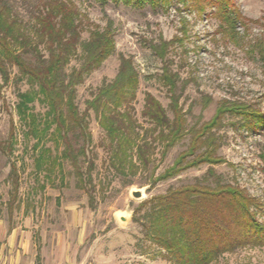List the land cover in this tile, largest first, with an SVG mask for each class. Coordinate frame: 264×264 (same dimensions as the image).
I'll use <instances>...</instances> for the list:
<instances>
[{"label":"rangeland","instance_id":"374dc122","mask_svg":"<svg viewBox=\"0 0 264 264\" xmlns=\"http://www.w3.org/2000/svg\"><path fill=\"white\" fill-rule=\"evenodd\" d=\"M69 1L84 15L88 28L104 29L112 21L116 45L115 54L77 87L75 105L81 115L98 89L115 79L120 55L131 59L139 73L130 110L141 134L153 127L142 117L148 94L171 119L175 96L188 128L209 122L222 103L243 104L264 114V0H233L240 17L234 26L235 37L229 34L215 0H204L202 11L192 0H172L157 10L111 2L102 7L95 0ZM40 3L0 0V6H7L29 29ZM88 37L85 31L82 40ZM163 42L170 44L161 58L153 46ZM78 65L74 59L70 68ZM10 74L9 84L0 93V142L8 139L11 125L16 142L12 155L0 151V264H173L132 221L148 211L140 204L197 182L215 187L216 179L238 184L255 197L262 208L258 218L264 223V128L252 132L242 127L240 116L226 114L217 132V156L225 160L223 164L201 165L152 187V177L164 173L187 150L190 136L163 159L157 146L147 168L121 174L110 164L106 132L96 114L88 110L89 143L80 131L69 135L75 167L63 156L65 143L55 126L46 127V107L37 101L29 106L37 117L38 136L28 134L30 127L19 119L16 105L18 94L29 91V86L16 68ZM166 74L176 75L175 91L170 90ZM52 161H56L54 166ZM133 190L143 191L144 198L135 200ZM215 264H264V246L239 249Z\"/></svg>","mask_w":264,"mask_h":264},{"label":"trees","instance_id":"16d2710c","mask_svg":"<svg viewBox=\"0 0 264 264\" xmlns=\"http://www.w3.org/2000/svg\"><path fill=\"white\" fill-rule=\"evenodd\" d=\"M95 1L102 7L111 2L138 8L150 6L157 10L172 0ZM192 1L199 11L203 10L201 5L204 0ZM215 5L230 28L229 34L235 37L234 26L240 17L233 0H215ZM83 16L69 0H41L29 29L14 17L7 6H0V93L11 80L10 70L16 68L21 80H25L29 86V91L17 96L19 119L30 127L28 134L37 137L39 124L29 104L37 101L44 105L45 124H49L46 127L55 126L59 139L65 143L63 156L71 159L75 167L77 160L69 135L76 136L80 131L86 143H89L91 136L85 121L88 110L96 114L106 132L110 164L121 174L127 170L133 172L139 167L147 168L157 146L161 148L163 159L171 148L190 136L187 150L164 173L152 177V187L201 165L223 164L225 160L217 156L220 148L217 132L223 128L226 114L240 116L242 127L252 132L264 128V114L239 103H222L209 122L188 128L187 119L175 96H172L170 105L171 119L161 103L148 94L142 117L153 127L141 134L130 110L136 99L139 73L133 61L123 55H120L115 79L98 89L87 103L88 110L81 115L75 105L77 87L116 52L112 21L104 29L93 25L88 28ZM85 31L89 37L83 41ZM169 44L163 42L153 46V49L163 58ZM74 59L79 60V65L70 68ZM176 79V75L165 76L172 91L176 90ZM15 137V128L11 125L8 139L0 142V151L12 155ZM134 157L136 163L133 162ZM52 162L54 166L56 161ZM209 174L214 176L212 169H209ZM12 176L16 186L14 167ZM215 183V187L197 182L169 189L163 195L143 201L140 206L148 208V211L132 221L142 227L143 232L173 264H215L222 256L239 249L263 247L264 223L258 218L262 211L259 201L238 184H222L219 179Z\"/></svg>","mask_w":264,"mask_h":264},{"label":"water","instance_id":"95a60500","mask_svg":"<svg viewBox=\"0 0 264 264\" xmlns=\"http://www.w3.org/2000/svg\"><path fill=\"white\" fill-rule=\"evenodd\" d=\"M131 196L135 199V200H142L144 198V192L143 191H132L131 192ZM122 221H126L125 217H121Z\"/></svg>","mask_w":264,"mask_h":264}]
</instances>
